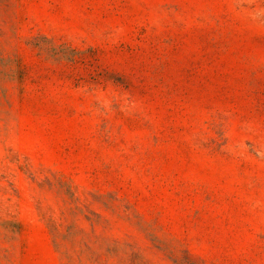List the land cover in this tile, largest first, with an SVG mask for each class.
Segmentation results:
<instances>
[{
    "label": "rangeland",
    "instance_id": "obj_1",
    "mask_svg": "<svg viewBox=\"0 0 264 264\" xmlns=\"http://www.w3.org/2000/svg\"><path fill=\"white\" fill-rule=\"evenodd\" d=\"M0 264H264V0H0Z\"/></svg>",
    "mask_w": 264,
    "mask_h": 264
}]
</instances>
